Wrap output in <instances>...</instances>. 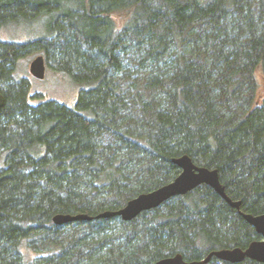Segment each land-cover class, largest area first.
I'll use <instances>...</instances> for the list:
<instances>
[{
  "label": "trees",
  "instance_id": "16d2710c",
  "mask_svg": "<svg viewBox=\"0 0 264 264\" xmlns=\"http://www.w3.org/2000/svg\"><path fill=\"white\" fill-rule=\"evenodd\" d=\"M41 20L45 36L0 41V264L196 261L259 240L242 214L264 213V0H0V29ZM34 51L80 87L73 109L29 104L14 68ZM184 155L239 208L200 185L95 218L170 183Z\"/></svg>",
  "mask_w": 264,
  "mask_h": 264
},
{
  "label": "water",
  "instance_id": "95a60500",
  "mask_svg": "<svg viewBox=\"0 0 264 264\" xmlns=\"http://www.w3.org/2000/svg\"><path fill=\"white\" fill-rule=\"evenodd\" d=\"M45 70L46 61L42 55L35 57L29 64V73L37 80L44 78ZM4 102V96L0 93V110L3 108ZM172 162L178 167L180 172L170 183L151 192L134 197L119 210L104 211L99 213L95 218L109 219L119 217L123 222H130L141 213L155 209L173 197L183 196L200 185L209 186L229 206L235 209L239 208L240 202L233 201L226 195L225 189L220 183L217 170L197 166L185 155L173 159ZM242 217L261 237L260 240L251 242L246 249L232 248L212 251L203 259L196 261H185L181 255L177 254L173 257L160 259L154 264H207L213 257L229 263H239L247 258L264 264V213L257 216L242 214ZM91 220L92 217L85 214H58L52 218V222L57 226Z\"/></svg>",
  "mask_w": 264,
  "mask_h": 264
},
{
  "label": "rangeland",
  "instance_id": "374dc122",
  "mask_svg": "<svg viewBox=\"0 0 264 264\" xmlns=\"http://www.w3.org/2000/svg\"><path fill=\"white\" fill-rule=\"evenodd\" d=\"M47 33L45 21L25 24L22 26L9 25L0 29V41L22 44L45 36ZM43 54L34 51L20 57L14 68L15 79H25L29 82V104L37 105L42 101H54L69 109H73L78 99L80 87L68 76L57 72L49 63H46L45 76L42 80L33 78L29 73L30 62ZM264 90V86H262ZM40 97H42L40 99Z\"/></svg>",
  "mask_w": 264,
  "mask_h": 264
},
{
  "label": "flooded vegetation",
  "instance_id": "af4514ba",
  "mask_svg": "<svg viewBox=\"0 0 264 264\" xmlns=\"http://www.w3.org/2000/svg\"><path fill=\"white\" fill-rule=\"evenodd\" d=\"M260 239H261V237H260ZM260 239H259V240H260ZM257 241H258V240H257Z\"/></svg>",
  "mask_w": 264,
  "mask_h": 264
}]
</instances>
